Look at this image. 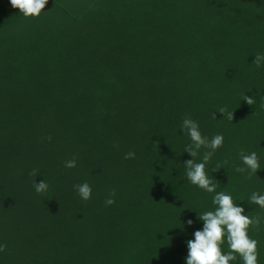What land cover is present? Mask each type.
<instances>
[{
	"label": "trees",
	"instance_id": "obj_1",
	"mask_svg": "<svg viewBox=\"0 0 264 264\" xmlns=\"http://www.w3.org/2000/svg\"><path fill=\"white\" fill-rule=\"evenodd\" d=\"M256 53L264 0H48L35 18L0 0V264H186L198 214L214 209V193L185 175L186 116L203 136L223 135L205 171L262 218L248 234L264 264V209L249 202L264 193ZM242 150L259 157L251 178L235 171ZM84 182L86 201L74 188Z\"/></svg>",
	"mask_w": 264,
	"mask_h": 264
},
{
	"label": "clouds",
	"instance_id": "obj_2",
	"mask_svg": "<svg viewBox=\"0 0 264 264\" xmlns=\"http://www.w3.org/2000/svg\"><path fill=\"white\" fill-rule=\"evenodd\" d=\"M47 3L48 0H10L11 6L14 9H19L25 18L39 17ZM254 57L252 63L256 67H261L264 64V54L256 53ZM242 100L250 106L256 102L254 96L246 94H242ZM216 111L221 113L223 118L233 121L234 113L226 107H219ZM212 115L216 119L215 112ZM181 130L191 140V143L186 145L184 150L192 157L183 163L186 178L191 184L207 193H214L212 197L214 209L198 214L197 218L203 222V227L194 231L193 239L186 241L188 249L185 257L186 264H230V261H234L237 255L242 259L243 264H258V241L249 236L248 230L250 227L258 228L262 223V218L245 215V209L238 206L230 194L217 191L218 181L209 177L205 171L206 165L216 150L223 146V135L216 134L211 139L203 136L198 123L187 116L182 120ZM201 148L207 149V151L203 153L202 159L197 161L195 158ZM134 158V152L130 151L125 154V159ZM240 159L244 167H237L235 171L239 173L247 171L248 178H251L260 169L259 157L255 151L245 153L242 150ZM64 163L67 168L76 167L75 158L66 160ZM221 168L223 165L217 163L213 171H218ZM29 175L33 178V187L37 193H44L48 190L47 181H36L35 178L39 175L38 170H32ZM74 188L83 200L86 201L91 198L92 189L87 182L77 184ZM114 197L115 190H112L105 199V204L112 205L115 202ZM249 202L264 209V193L253 192ZM186 223L191 226L193 220L189 219ZM225 242L228 246L227 252L223 251ZM5 250L6 245L0 244V252Z\"/></svg>",
	"mask_w": 264,
	"mask_h": 264
}]
</instances>
